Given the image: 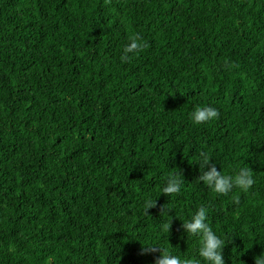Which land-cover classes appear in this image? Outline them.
<instances>
[{
  "label": "trees",
  "instance_id": "1",
  "mask_svg": "<svg viewBox=\"0 0 264 264\" xmlns=\"http://www.w3.org/2000/svg\"><path fill=\"white\" fill-rule=\"evenodd\" d=\"M201 206L225 264L264 256V0H0V264L196 258Z\"/></svg>",
  "mask_w": 264,
  "mask_h": 264
},
{
  "label": "clouds",
  "instance_id": "2",
  "mask_svg": "<svg viewBox=\"0 0 264 264\" xmlns=\"http://www.w3.org/2000/svg\"><path fill=\"white\" fill-rule=\"evenodd\" d=\"M139 37L129 40L124 46V53H133L140 49L141 44L138 43ZM126 58V57H125ZM218 115L217 109L211 106H197L191 113V119L194 123H203L211 121ZM210 157L206 153L200 154V175L198 180L203 185L208 186L214 193L225 195L234 188H238L242 192H247L254 180L252 171L248 166L234 168L232 173L224 174L217 170L216 164L208 166L204 171V166L208 164ZM180 180L176 174L166 179L161 193L164 195L178 192ZM154 200H149L148 205L154 206ZM206 209L201 206L192 215L191 218L182 223V229L189 235L195 236L199 240L196 249V258L182 259L172 254L166 247L159 244L144 247L141 254H155L153 264H225L222 255L224 243L217 233L209 226L206 219ZM168 226V223L167 225ZM116 251H119L116 248ZM255 264H264V256L259 255L254 258Z\"/></svg>",
  "mask_w": 264,
  "mask_h": 264
}]
</instances>
